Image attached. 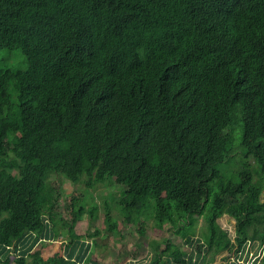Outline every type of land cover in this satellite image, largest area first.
<instances>
[{"label": "trees", "instance_id": "trees-1", "mask_svg": "<svg viewBox=\"0 0 264 264\" xmlns=\"http://www.w3.org/2000/svg\"><path fill=\"white\" fill-rule=\"evenodd\" d=\"M0 51L22 57L0 68L1 253L56 231L41 207L57 173L121 186L125 221L152 218L189 249L128 264H264L245 228L264 207V0H0ZM98 213L81 199L74 215Z\"/></svg>", "mask_w": 264, "mask_h": 264}, {"label": "rangeland", "instance_id": "rangeland-1", "mask_svg": "<svg viewBox=\"0 0 264 264\" xmlns=\"http://www.w3.org/2000/svg\"><path fill=\"white\" fill-rule=\"evenodd\" d=\"M21 58L17 51H0V68L17 69L20 67ZM15 154L14 150L10 153V157L14 158ZM250 163L252 168L256 169V161L251 159ZM117 187L110 186L108 183L98 184L92 190L85 192L81 184H72L61 175L53 174L50 178V185L44 192L45 203L41 208L43 215L50 216L52 222L57 225L55 240L62 241L64 244V241L70 240V235L73 236L75 233L84 237L83 239H95V250L93 252L92 248L91 252H93V260L98 264H128L131 260L143 259L146 255H154L155 251L165 250L166 245L168 248L165 254H170L175 250H180L185 254L189 253V249L183 245L179 236L167 226L157 228L152 218L140 220L141 222L138 223L133 220L125 221L115 206L117 199L123 194L122 187ZM50 191H55L56 199L53 203L49 199ZM81 199L87 208L93 206L99 208V213L96 215L98 219L91 224L89 219L87 220V215H83L79 220L75 218L74 214ZM104 199L110 200L111 217L118 222V231L114 234L105 232L102 216H100ZM260 201L264 204V189L260 195ZM220 222L223 227H231L225 218H222ZM245 228L248 239L264 242V207ZM97 229L99 234L95 237L93 233ZM205 229L204 222L199 218L195 223L194 237L202 238ZM83 239L81 241H85ZM42 252H47V250L43 248ZM33 259L34 253L31 252L25 259V264H32ZM209 262H211V256L207 257L205 263ZM8 264H17L16 258L11 255Z\"/></svg>", "mask_w": 264, "mask_h": 264}, {"label": "crops", "instance_id": "crops-1", "mask_svg": "<svg viewBox=\"0 0 264 264\" xmlns=\"http://www.w3.org/2000/svg\"><path fill=\"white\" fill-rule=\"evenodd\" d=\"M48 218V217H47ZM53 234H55V237L57 235V231L54 233L51 231L46 236L37 237L35 235H29L24 237L22 240L17 242L14 246H8L6 247V253H1V247H0V262L3 263L4 259H6V256L8 257V260L10 256H14L16 259H18L24 252L27 250V248L37 239L35 245L33 246L32 250L27 252L25 258H27L29 253L39 252L41 258L43 260H47L48 258H51L53 256H57L59 259H62L63 261L60 262L61 264L66 263L68 261V264H98L97 261L93 260V252L95 250V239L93 240H87L83 239L84 237H81L79 234L73 235V237H77L76 241L70 239L68 241H64V244L62 241L55 240V237H53ZM98 237V236H96ZM81 239L85 241H81ZM45 245H48L47 247H44ZM46 249L47 252H42V250ZM93 248V252H91ZM3 250V249H2ZM87 250L86 255H83L85 251ZM46 253V254H45ZM45 254V255H44Z\"/></svg>", "mask_w": 264, "mask_h": 264}]
</instances>
